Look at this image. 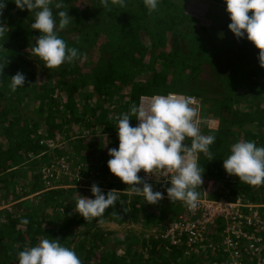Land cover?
<instances>
[{"label": "trees", "instance_id": "16d2710c", "mask_svg": "<svg viewBox=\"0 0 264 264\" xmlns=\"http://www.w3.org/2000/svg\"><path fill=\"white\" fill-rule=\"evenodd\" d=\"M55 2L56 0H53L54 15L57 11L54 8ZM63 2V10H68V14L72 18L66 28L59 29L57 27V34L68 47L77 48L79 54L73 62L64 63L55 68H46L44 62L38 56L31 55L30 52L40 35L38 30L31 28L36 10L30 11V13L25 10L21 11L16 7L14 0H6L3 14L0 15V26L4 27L0 30L1 173L7 168L9 169L13 163H17L16 159L27 157L30 151L40 149V138L46 141L63 138L64 141H68L69 148L66 146V151H61V154L74 150L78 155L81 153L82 157L87 158L89 152L92 151L91 141L93 139H89L88 135L82 137V131L92 130L93 134H105L108 130H115L118 123L117 116L125 111L124 103H127V106L129 103L128 107L131 108L133 104H139L144 94L175 91L170 87V81L178 78L186 79V71L191 67L186 66L185 62H175L172 58L175 52L172 49L169 51L166 41L164 42L165 36L160 32L161 29L167 27L170 32L180 31L179 26L191 16L179 13L182 8L179 3L171 5L172 1L170 0H159L158 10L149 14L143 0H125L124 6L109 0L108 7H104L101 0H63ZM169 5L170 8L173 7L172 11L170 8L168 9ZM88 27L92 28L94 35L98 38H106L102 40L103 43H99V46L96 45L98 43L88 41L87 35L83 34V31ZM167 29L162 31L163 34ZM146 37L150 40V49L155 51L156 57L149 54L153 51L148 53ZM108 40L113 41L116 46L106 51L104 46ZM191 43L192 51L197 50V54L202 57H205L211 48L195 36L192 37ZM157 44H160L159 49ZM231 45L234 46V41ZM108 57L110 58L107 59ZM87 64L92 69L86 72L82 71L81 67ZM178 66L180 67L178 68ZM148 68L152 70V76L146 80L142 78V72H149ZM153 68L157 69L153 70ZM189 71L191 70L189 69ZM193 71L195 72L196 68H192ZM17 72L25 75V83L23 87H18L13 92L9 87L10 78ZM44 74L54 78L50 85L44 84L42 81ZM243 78L248 81V85L236 78H218L219 83L224 82L226 87L224 98L208 99L196 91L187 93L200 98L205 108L210 102L213 103L215 109L208 116L218 118L220 123L217 134H210L216 137L215 142L209 148L211 157L206 153H200L204 158V160L202 158L203 163H199L200 168L205 169L203 176H207L209 180L218 181L220 185L228 183L232 190L231 196L245 197L248 195L251 201L256 202L254 190L249 188L250 184L244 185V182H239L235 176L234 181L223 182V175L226 174L223 168V159L230 154L232 144L239 141H254L257 146L264 147L262 135L264 129L260 130L256 126L255 120L264 115V92L256 88L260 80L264 79V75L251 66ZM167 84L169 89L163 87ZM86 87L88 89L83 94L81 90ZM76 94H80V96L76 97ZM236 99H240L239 105L232 104V101ZM121 100H125V102ZM243 101L249 104L246 105V102ZM102 109H105L104 114L99 116ZM112 110L114 114H111ZM127 110L129 111V109ZM44 113H46L44 121L46 129L41 126V121L38 119V116H43ZM239 113L245 114L250 119L245 123L238 122L236 117ZM134 121L135 116H131L130 125L135 126ZM79 129L80 133L75 134L74 131ZM239 136L240 140L237 141ZM73 137L76 138L74 143L70 141ZM211 158L213 159L209 161ZM1 173L0 189L6 188L2 184L4 179L11 180V185L16 180L14 173L9 172L3 175ZM8 190L14 191L10 185H8ZM196 190L200 192L201 198L204 197L202 187H197ZM9 196L8 192L7 199ZM219 197L213 199H219ZM16 198L19 197L17 195L15 198L11 197L9 202ZM57 205H61V201L58 200L55 205H49L51 206L48 208L49 212L45 214V209L49 206L43 204V215L30 212L28 208H24V203L20 202L15 205L17 209L15 213H12V210L5 212L8 214L1 217L3 221L0 239L7 240L8 244L6 243L4 248L8 249L6 256H8L9 264H18V252L35 246L42 236L44 239L58 238L64 242L67 229L82 223V219L76 221L69 219L70 222L65 227L57 232L56 230L52 231V223L49 221H55L59 217V213H56L57 216L54 219H49L51 215H54L50 212ZM157 205H159L161 213H156L151 217L147 215L146 217L149 218L145 219V222L148 223L149 220L154 223V221L167 220V215L171 210L179 216L180 213H184L186 207L180 204V201L171 202L169 199H162ZM115 206L119 207L120 205L117 202ZM259 211L264 219V207L259 208ZM67 212H69L68 208ZM112 214L105 213L103 219H108V217L113 219L119 216H112ZM48 215L49 217H47ZM25 219L28 221L27 224L24 223ZM109 240H112L111 247L115 246V248L111 250L110 257L101 259L100 264H212L210 263L212 258L217 257L219 260L224 258L222 254L214 256V251L208 254L205 240L190 245L184 237L177 244L160 237L147 240L145 242L147 247L142 248L144 249L142 252L140 250L131 251L132 243L126 249L125 254H118L117 250L130 238L117 232H109L101 238L96 237L93 244L101 243L106 246ZM106 249L105 247L102 251L108 253ZM90 260L91 258H86L82 260V264H88ZM244 264H264V255H251Z\"/></svg>", "mask_w": 264, "mask_h": 264}, {"label": "rangeland", "instance_id": "374dc122", "mask_svg": "<svg viewBox=\"0 0 264 264\" xmlns=\"http://www.w3.org/2000/svg\"><path fill=\"white\" fill-rule=\"evenodd\" d=\"M170 1H172L171 5H173V3H179L180 7L182 6L179 13L183 15L186 13L191 16L179 26L180 31L174 30L170 32L167 27V31L164 34L162 31L166 29H161L160 32L161 35L165 36L164 42L166 41L165 43L168 45L169 51H171V49L174 50L175 53L172 58H174L175 62H185L186 66H191L189 68L191 71H189V69L186 71V79L178 78L170 81L169 85L172 90L175 91L169 92L187 93L196 91L198 93H202V95L208 99L215 97L224 98L226 96V87L224 86V82L219 83L218 78H236L248 85V81L244 79L243 76L249 72L251 66H254L261 75H264V68L260 67L258 59L260 50L257 49L252 42L248 41L246 36L244 38H236L229 30L228 24L231 21L223 0ZM170 7L171 6L169 5L168 9ZM164 8H166V6ZM172 10L173 7L170 8V11ZM25 11L30 13L27 9H25ZM251 14L252 13L249 12V15ZM103 33L106 34L107 32ZM83 34L87 35L86 37L88 41L98 43L96 44L97 46H99V43H103V39H106L105 37L98 38L95 36L91 27L86 28L83 31ZM194 36L198 37L212 48H209L205 57L200 56V54L198 55L197 50H195V52L192 51L191 42L192 37ZM232 41H234L233 47L231 45ZM145 42L149 49L148 53L153 51L150 49L151 44L147 37ZM114 46H116V44L113 41L108 40L104 48L108 51ZM159 46L160 44L158 45V49ZM154 52L155 51L149 54L156 57ZM109 58L110 57L107 59ZM137 62L138 61L136 60V63ZM179 67L180 66H178V68ZM81 68L82 71L85 72L92 69V67L88 64ZM192 68H196V71L192 72ZM155 69L157 68H153V70ZM150 76H152L151 69L149 72H142V78L148 80L150 79ZM42 77L44 84L50 85L51 80H54L53 77H47L45 74ZM169 85L167 84L163 87L165 89H169ZM257 85L258 86H256V88L259 91L264 92V79H261ZM87 89L88 87L82 88V93L84 94V91ZM79 96L80 94H76V97ZM121 101L125 102V100ZM239 103L240 99L232 101V104L234 105H239ZM245 104L248 105L249 103L246 102ZM124 107H127V103H124ZM206 109L205 113L209 115L210 112L215 109V105L210 102ZM104 111L105 109H102L99 116L101 114L103 115ZM45 114L46 113H44L43 116H38V119L41 121V126H43L44 129H46L44 124L46 117ZM111 114H114L113 110ZM121 115L123 114H120L119 116ZM236 119L238 122L241 121V123H245V121H248L250 118L243 113H239ZM118 120L119 117L117 116V121ZM255 120L257 123L256 126L260 130L264 129V115L263 117L260 116ZM204 123H207L209 127L214 128L211 122ZM44 129H42V131H44ZM79 131L80 129L74 132L75 134H79ZM87 135L86 131H82V137ZM262 135L264 137V130L262 131ZM81 136L78 135V137ZM113 136L117 137L116 129L111 131L108 130L105 134L96 133L89 137V139L93 137V140L91 141L92 151L89 152L87 158L82 157L81 153L78 155L74 150L69 151L66 154H61V151H66L65 147L68 146V141H64L63 138H57L56 140L52 139L51 141H46L45 139L40 138V149L30 151L27 157L25 156L24 158L22 157L21 159H16V161L18 160L17 163H13L9 169L7 168L2 171V173L0 172L1 175L4 173L8 174L9 172L16 175V180L12 182V185L11 180L8 179H4L2 183L6 188L0 189V214H3L8 210H12L11 212L15 213L17 211L15 205L20 202L24 203V208H28L30 212L35 213L36 215H39V213L43 215V204H46L47 206L55 205L59 200L61 201V205H57V207L50 212L54 215H51V218L49 219H54V217L57 216L56 213H59V217L55 221H49V219L48 221L52 223V231L56 230L57 232L70 222L69 219H74L75 221L82 219V223L73 225L67 229L65 233L66 241L61 242L62 245L73 249L81 261L86 258H91L88 264H100L101 259H106V257L111 256V250L115 248V246L111 247L112 240H109L106 243V246L101 243L99 245L93 244L96 237H104L109 232H117L124 237L130 238L131 240L126 241L118 247V254H125L127 251L126 249L131 246L132 243L133 246L131 251H144L142 248L147 247L145 242L153 238L157 239V237L162 238V234H165L164 230L167 227V224H171V222L178 216L176 212L171 210L167 215V220L160 222L154 221V223H151L148 220L147 223L145 222V219L147 220V218H149L146 217L147 215L151 217L156 213H161L160 207L157 205L159 202L156 204H149L143 199V202L137 203V210L136 208L130 207L135 206L132 204L134 203L137 194L133 192L131 186L123 183L118 177L110 173V170L107 167V161L110 159V156L108 155L109 149L118 148V144H115L116 139H114ZM75 139L76 138L73 137L70 141L74 143ZM239 140L240 136L237 141ZM87 170H92L96 175L92 177L89 171L90 175L86 180L87 177L84 172ZM106 175H108L109 180L112 179V182H101L100 177H105ZM92 179L94 180L92 181ZM212 183L213 186L210 187V189H212L210 193L214 192L213 197L217 198L219 196H223V192L227 189L226 185L221 184L219 186L217 184V188H215L216 180H209L207 176H203V184L206 187L210 186ZM93 184L99 186L105 194H107V191L105 192L104 189L108 188V185H112V188L115 190L118 189L119 191H124L122 194L117 193V202L120 206L117 207L118 210H114L115 213L112 214V216L119 215L117 218L111 219V217H108V219H103V217H105L104 212L100 217L85 220L79 213L75 212L77 200L80 198L79 195L94 199L91 193V186ZM8 185H10L11 189L14 191L8 190ZM136 186L141 188L143 187L142 184ZM263 187L259 189L254 188V190L257 197L264 200ZM4 190L9 192L10 196L8 199V192H5ZM16 195L19 198L9 202V199H11V197L15 198ZM123 196L125 197L122 198ZM166 199H168L167 193L163 195V200ZM160 201H162V199ZM180 204L185 206L181 201ZM50 207L51 206L46 207L47 209H45V214L49 212L48 208ZM67 208L69 209V212H67ZM5 216L6 215L0 216V231L2 229L3 221L1 217ZM47 217H49V215ZM96 218H98V220L95 221ZM21 221L23 222V219H21ZM42 237L40 240L44 239ZM6 243L7 240L0 239V264H9L8 256H6V251L8 249L5 250L4 248V246L8 244ZM105 247L107 248L106 250L108 253L102 251ZM208 252L209 250L207 249V253ZM208 254H210V252Z\"/></svg>", "mask_w": 264, "mask_h": 264}, {"label": "clouds", "instance_id": "9594fccd", "mask_svg": "<svg viewBox=\"0 0 264 264\" xmlns=\"http://www.w3.org/2000/svg\"><path fill=\"white\" fill-rule=\"evenodd\" d=\"M124 6L125 0H112ZM149 14L158 10L159 0H143ZM229 14V30L236 38H244L259 49L260 67L264 68V0H223ZM21 11H35L31 28L40 35L31 48V55L38 56L46 68L59 67L71 63L78 57V49L68 47L57 34L59 29L66 28L71 18L64 9L63 0H56L53 13V0H14ZM108 7L109 0H101ZM6 6V0H0V15ZM249 12L252 14L249 15ZM4 29L0 26V30ZM25 75L17 72L10 78V89L15 92L23 87ZM196 95L184 92L157 93L140 105L133 104L130 115L125 114L118 120V148L109 149L110 159L107 167L110 173L123 183L132 187L133 192L142 194L149 204H156L163 199V193L153 191L152 185L145 182L138 173L146 174L159 171L169 185L167 197L171 202L181 201L189 210L198 206L200 192L196 189L203 184V173L199 167L200 153L209 152L215 142L214 135H204L198 126L197 110L191 101L182 95ZM166 94V95H162ZM143 97V96H142ZM141 97V98H142ZM202 104V117L205 114ZM144 98H142V101ZM131 116H135L136 126L130 125ZM211 121V120H210ZM212 123V122H211ZM207 124V123H203ZM202 124V127H203ZM191 138L190 145L185 144ZM211 158L209 161H211ZM223 168L228 175L235 176L239 182L256 186L264 183V147L257 146L254 141H239L231 145L230 154L223 159ZM143 185L138 187L136 185ZM117 191L103 193L99 186L93 184L91 193L94 197L79 195L75 212L85 220L100 217L106 209L117 203ZM27 224V219L24 220ZM209 250V248L207 247ZM209 252H211L209 250ZM18 264H82L76 252L64 245L60 239H41L35 246L18 252Z\"/></svg>", "mask_w": 264, "mask_h": 264}, {"label": "built area", "instance_id": "2783aa9c", "mask_svg": "<svg viewBox=\"0 0 264 264\" xmlns=\"http://www.w3.org/2000/svg\"><path fill=\"white\" fill-rule=\"evenodd\" d=\"M179 95L189 99L191 106L196 108L201 131L204 122H211L202 117L201 101L195 96ZM142 98L141 103L147 104L151 96ZM184 143L190 145L191 138H186ZM138 174L148 183L154 181L166 183V178L161 176L159 171L146 174L141 170ZM224 180L234 181V176L227 174ZM212 186L213 183L207 187L204 184L200 186L204 191V197L199 198L197 208L189 210L185 207L183 214L175 218L171 224H167L161 239L177 244L184 237L190 245L205 240L206 247L215 252L214 256L222 254L224 257L218 261H210L212 264H244L251 255H264V219L259 206L238 196L233 197L227 192L223 198H210L208 194L212 191L210 189Z\"/></svg>", "mask_w": 264, "mask_h": 264}, {"label": "crops", "instance_id": "0c3cea01", "mask_svg": "<svg viewBox=\"0 0 264 264\" xmlns=\"http://www.w3.org/2000/svg\"><path fill=\"white\" fill-rule=\"evenodd\" d=\"M189 7V6H188ZM154 94H157V93H154ZM154 94H150V93H147V94H144V95H154ZM144 95H142V96H144ZM140 105V102H139V104H138V106ZM128 106H129V103H128ZM126 107V108H124V112H123V115H125V114H129L130 115V113H129V111H130V107ZM127 109H129V111L127 110ZM206 109V108H205ZM207 110V109H206ZM205 111H204V117H206L205 116ZM123 115H121V116H118L119 117V119L120 118H122L123 117ZM207 115V114H206ZM208 116V115H207ZM210 117V116H209ZM211 119V122H212V125H213V127L214 128H211V127H209L207 124H203V127H202V131H201V133L202 134H204V135H210V134H214V135H216L217 133L216 132H218V130H219V128H220V123H219V120H218V118H216V117H210ZM137 120H135L134 121V124H135V126L137 125ZM131 124V123H130ZM216 128V129H215ZM84 131H86V133L88 134V136L89 137H91L92 135H94L93 134V132H92V130L90 131V130H84ZM93 138V137H92ZM114 139H116L115 141V144H119V141H118V137H115ZM202 156H201V154H199V156H198V160H199V163L200 162H202L203 160H204V158H203V160H202ZM209 159V158H208ZM203 163V162H202ZM199 167H200V164H199ZM201 169V172L203 173L204 172V170L205 169H202V168H200ZM89 171H90V173H91V176L93 177V176H95L96 174H94L93 173V171L92 170H87V171H85L84 173H85V175H86V180L88 179V176L90 175L89 174ZM205 173V172H204ZM139 175V174H138ZM227 175V173L226 174H224L223 176H224V179H225V176ZM79 176V175H78ZM107 176V177H106ZM105 177L103 176V177H100L101 178V182L102 183H104V182H112L111 180L112 179H108V175H106ZM140 176V175H139ZM141 177V176H140ZM94 179H92V181H93ZM146 182V181H145ZM223 182H225V180H223ZM230 182H232V181H230ZM148 183V182H147ZM149 184H151L152 185V188H153V191L154 192H156V191H159V192H161V193H163V194H165L166 193V188L169 186L167 183H162V182H157V181H154V182H149ZM216 184H218L219 186H220V184H219V182L218 181H216ZM223 184H225V183H223ZM248 183H245L244 182V185H247ZM109 187L108 188H106V189H104L105 190V192L107 191H110V190H113L114 188H112V185H108ZM263 185L262 184H260V185H256V186H253V185H251L249 188L250 189H252V190H254V188H256V189H259V188H261ZM226 187H227V189L223 192V193H225V192H227V193H230V195H231V189L229 188V185H228V183H226ZM215 188H217V185L215 186ZM264 188V187H263ZM117 191H119L118 189H116ZM214 191H215V189H214ZM122 192H124V191H120L118 194H122ZM199 192V191H198ZM254 193H255V197H256V199H257V201L255 202V201H251V198H250V196H248V195H245V197H243V196H240V195H236V196H238V197H240V198H242L243 200H245V201H248V202H253V203H255L256 205H258L259 206V208H263L264 207V200L263 199H261L260 197H257V194H256V192H255V190H254ZM124 194V193H123ZM126 194V193H125ZM211 194V195H210ZM222 194V193H221ZM213 195H214V192L213 193H209V197H211V198H214L213 197ZM223 195V194H222ZM225 195H223L222 196V198L224 197ZM236 196H233V197H236ZM145 200V198H144V196L143 195H141V194H137L136 195V197H135V200L134 201H136L137 200V202H134L132 205H135V206H130L131 208H136V210H137V207L136 206H138L137 205V203H140V202H143L144 200ZM114 210H118L117 209V206H113V207H111V208H108V209H106V211H105V213H115V211ZM120 210V209H119ZM264 213V212H263ZM3 215H6V213H3V214H0V216H3ZM214 261H217V260H219V258H217V257H215V258H212Z\"/></svg>", "mask_w": 264, "mask_h": 264}]
</instances>
